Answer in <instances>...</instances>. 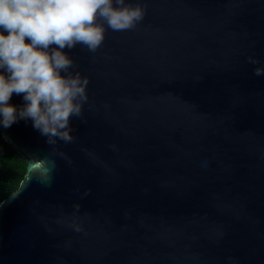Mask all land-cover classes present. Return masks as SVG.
Returning <instances> with one entry per match:
<instances>
[{
    "label": "water",
    "instance_id": "obj_1",
    "mask_svg": "<svg viewBox=\"0 0 264 264\" xmlns=\"http://www.w3.org/2000/svg\"><path fill=\"white\" fill-rule=\"evenodd\" d=\"M125 3L135 27L65 49L89 81L70 143L0 127L26 160L0 264H264V0Z\"/></svg>",
    "mask_w": 264,
    "mask_h": 264
},
{
    "label": "clouds",
    "instance_id": "obj_2",
    "mask_svg": "<svg viewBox=\"0 0 264 264\" xmlns=\"http://www.w3.org/2000/svg\"><path fill=\"white\" fill-rule=\"evenodd\" d=\"M143 16L125 0H0V127L30 120L49 143H70V122L82 114L89 81L69 72L74 62L65 49L95 52L105 24L124 31ZM262 74L264 68L255 69ZM13 94L23 105L10 103Z\"/></svg>",
    "mask_w": 264,
    "mask_h": 264
},
{
    "label": "trees",
    "instance_id": "obj_3",
    "mask_svg": "<svg viewBox=\"0 0 264 264\" xmlns=\"http://www.w3.org/2000/svg\"><path fill=\"white\" fill-rule=\"evenodd\" d=\"M26 160L3 139L0 132V202L20 185Z\"/></svg>",
    "mask_w": 264,
    "mask_h": 264
}]
</instances>
